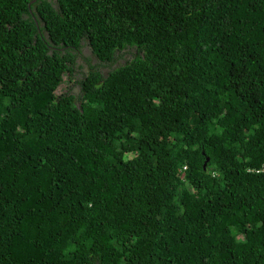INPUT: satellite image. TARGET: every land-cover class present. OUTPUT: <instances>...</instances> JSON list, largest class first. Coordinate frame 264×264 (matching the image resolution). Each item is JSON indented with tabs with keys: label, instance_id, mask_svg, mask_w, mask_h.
Here are the masks:
<instances>
[{
	"label": "trees",
	"instance_id": "obj_1",
	"mask_svg": "<svg viewBox=\"0 0 264 264\" xmlns=\"http://www.w3.org/2000/svg\"><path fill=\"white\" fill-rule=\"evenodd\" d=\"M0 264H264V0H0Z\"/></svg>",
	"mask_w": 264,
	"mask_h": 264
}]
</instances>
